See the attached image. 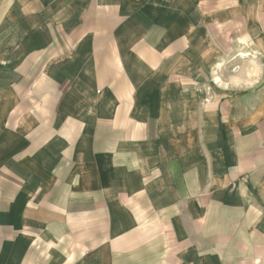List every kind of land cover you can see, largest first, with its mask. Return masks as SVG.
<instances>
[{
	"label": "crops",
	"instance_id": "obj_1",
	"mask_svg": "<svg viewBox=\"0 0 264 264\" xmlns=\"http://www.w3.org/2000/svg\"><path fill=\"white\" fill-rule=\"evenodd\" d=\"M0 264H264V0H0Z\"/></svg>",
	"mask_w": 264,
	"mask_h": 264
}]
</instances>
